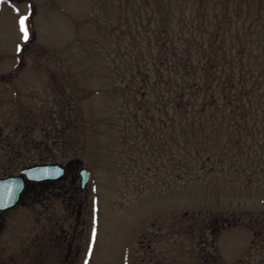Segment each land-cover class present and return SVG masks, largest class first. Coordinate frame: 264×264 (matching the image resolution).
Here are the masks:
<instances>
[{"label": "rangeland", "instance_id": "obj_1", "mask_svg": "<svg viewBox=\"0 0 264 264\" xmlns=\"http://www.w3.org/2000/svg\"><path fill=\"white\" fill-rule=\"evenodd\" d=\"M239 4L258 12V67L264 68V0ZM147 7L145 0H0V177L16 174L21 166L2 150L12 142L14 124L21 147L25 125L36 128L39 119L50 122L49 111L51 116L73 106L77 120L69 147L79 163H72L69 172L77 175L80 166L90 171L69 211L54 201L51 217L62 231L53 232L49 218L33 213L29 197L0 214V264H135L138 241L153 222L182 212H264V96L258 105L257 149H226L223 172L157 188L166 162L164 157L155 160L158 154L151 155L129 120L127 106L132 109L141 100L129 93L133 87L126 75L132 62L121 63L118 56L128 46L129 27L145 31ZM25 14L27 42L18 23ZM250 239L244 228L222 231L217 238L221 258L236 262Z\"/></svg>", "mask_w": 264, "mask_h": 264}, {"label": "trees", "instance_id": "obj_2", "mask_svg": "<svg viewBox=\"0 0 264 264\" xmlns=\"http://www.w3.org/2000/svg\"><path fill=\"white\" fill-rule=\"evenodd\" d=\"M239 2L145 0L144 38L136 24L135 29L129 27L128 46L120 48L118 56L121 63L127 58L132 62L126 75L133 87L129 93L141 101L133 99L135 105L127 110L137 133L143 135L142 144L150 146L151 155L158 154L153 155L155 160L164 157L166 162L157 188L223 172L226 149L258 147V105L264 96L258 12L246 11ZM230 4L237 7L233 10ZM75 108L64 107L51 116L49 111L50 122L39 119L42 124L36 128L25 125L21 147L14 124L12 142L2 149L4 156L19 159L21 166L62 159L70 165L79 162L69 147ZM159 170L155 164L153 174ZM33 190L34 184L28 183L22 201L32 199ZM158 223L141 234L135 264H228L218 252L217 238L235 227L249 230L251 239L244 256L232 264H264V212H182ZM154 232L163 236L155 237Z\"/></svg>", "mask_w": 264, "mask_h": 264}, {"label": "water", "instance_id": "obj_3", "mask_svg": "<svg viewBox=\"0 0 264 264\" xmlns=\"http://www.w3.org/2000/svg\"><path fill=\"white\" fill-rule=\"evenodd\" d=\"M64 172V166L58 163H33L20 167L15 175L0 177V212L19 203L27 182L59 180ZM78 174L79 186L84 189L90 180V171L81 166Z\"/></svg>", "mask_w": 264, "mask_h": 264}, {"label": "flooded vegetation", "instance_id": "obj_4", "mask_svg": "<svg viewBox=\"0 0 264 264\" xmlns=\"http://www.w3.org/2000/svg\"><path fill=\"white\" fill-rule=\"evenodd\" d=\"M64 169H65L64 176L60 178L59 180L28 182V183L34 184L33 196L31 199L32 200L31 201L32 211L34 214H36V216L40 214L39 216L43 215L44 218H49L48 221L52 224L53 232H56V231L59 232L63 230V225L59 222L54 223L51 217V211L55 213V208H53L54 201L56 200L61 201L62 205L66 208V210L69 211L71 207L70 202L72 198L77 197L78 193L85 189V188L81 189L79 187V183L78 185L76 183L78 174L77 175L70 174L69 171L72 169V165L68 163L66 164ZM28 183H26V187ZM42 184H46L45 185L46 188L43 187ZM44 193L45 195L46 194L47 195L44 196ZM21 201H22V198H21ZM21 201L19 203H21ZM34 208H36L35 211H34ZM39 209L41 212H39ZM0 213H5V212H0ZM67 239H68L67 235L63 236L64 242ZM67 244H68V247L70 248L71 242H67Z\"/></svg>", "mask_w": 264, "mask_h": 264}, {"label": "snow or ice", "instance_id": "obj_5", "mask_svg": "<svg viewBox=\"0 0 264 264\" xmlns=\"http://www.w3.org/2000/svg\"><path fill=\"white\" fill-rule=\"evenodd\" d=\"M17 12H19V10L17 9ZM27 21H28V15H20L19 17V28H20V32H21V38L22 40H24L25 42L28 41L29 39V33H28V27H27ZM22 50V46L18 45L17 46V51H21ZM86 264V262H85Z\"/></svg>", "mask_w": 264, "mask_h": 264}]
</instances>
